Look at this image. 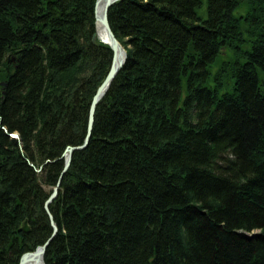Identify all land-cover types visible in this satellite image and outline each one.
<instances>
[{
  "label": "trees",
  "instance_id": "trees-1",
  "mask_svg": "<svg viewBox=\"0 0 264 264\" xmlns=\"http://www.w3.org/2000/svg\"><path fill=\"white\" fill-rule=\"evenodd\" d=\"M94 2L0 0V264L52 233L111 63ZM108 20L126 61L44 264H264V0H119Z\"/></svg>",
  "mask_w": 264,
  "mask_h": 264
},
{
  "label": "water",
  "instance_id": "water-1",
  "mask_svg": "<svg viewBox=\"0 0 264 264\" xmlns=\"http://www.w3.org/2000/svg\"><path fill=\"white\" fill-rule=\"evenodd\" d=\"M116 1L117 0H96L94 3V5H95V8H94L95 33L98 29V26L103 27L105 34H106L107 38L109 39L108 45H109L110 49H112L111 63H110V66L108 68L107 75L100 82L101 84L97 87V90L93 94L94 96L92 97V99L89 103V109H88V115H87L88 120H87V125L85 128L86 132H85V135L83 138L84 141L82 144L77 145V146L67 145L66 148L64 149V154H63L64 167L60 173V177H59L58 182L56 183V186L53 188L51 194L47 197V199L43 205V209H45V211L47 212L48 219L50 220L52 233L43 242V244L37 245L36 248L32 251H25V253H23L22 256L20 257L18 264H25L27 259H29L30 257H37V256H40L41 264H44L45 250H46L50 240L58 233V226H57L55 220H53V215L51 213V210L49 209V204L56 199V196H57V193L59 190V186H58L59 181L62 178L63 174L66 172L67 168L69 167L70 160H71V157H72L74 151H76L77 149H83L88 145V142H89L88 139L91 136L92 125L94 122V112L97 108V104H98L99 100L105 95L106 91L108 90V87L112 83L111 81L115 78V76L119 72V69L124 65V63L126 61V50H125V48H123L119 39L117 37H115V35L111 29V26H109V20H108V15H107L109 8ZM99 4H101L100 11L98 10ZM95 33L92 35L93 40H95V38H94ZM119 49L122 50L123 56L120 59V61L117 63L115 60V57H116ZM14 136L18 137V139H19L18 133H15ZM21 230L24 232L29 230L27 221L24 222Z\"/></svg>",
  "mask_w": 264,
  "mask_h": 264
},
{
  "label": "bare ground",
  "instance_id": "bare-ground-1",
  "mask_svg": "<svg viewBox=\"0 0 264 264\" xmlns=\"http://www.w3.org/2000/svg\"><path fill=\"white\" fill-rule=\"evenodd\" d=\"M96 1V0H95ZM117 1H119V0H117ZM116 1V2H117ZM116 2L112 5V6H114L115 4H116ZM95 3V2H94ZM111 6V7H112ZM99 8H98V10L100 11V9H101V4H99V6H98ZM110 7V8H111ZM94 8H95V5H94ZM109 8V9H110ZM109 11V10H108ZM107 15H108V13H107ZM94 23H95V21H94ZM110 26V25H109ZM112 29V28H111ZM113 31V30H112ZM114 33V32H113ZM115 35V34H114ZM95 39H98L99 41H101L104 45H108V42H109V39L107 38V36H106V34H105V31H104V29H103V27H101V26H98V29H97V31H96V33H95V37H94ZM109 46V45H108ZM110 48V47H109ZM123 53H122V50L121 49H119L118 50V53H117V55H116V57H115V60H116V62L118 63L119 61H120V59L122 58V55ZM112 57V56H111ZM126 57H127V52H126ZM111 60V59H110ZM110 66V65H109ZM109 68V67H108ZM108 71V70H107ZM108 73V72H107ZM107 75V74H106ZM105 78V77H104ZM103 78V79H104ZM101 84V83H100ZM99 84V85H100ZM98 85V86H99ZM111 85V84H110ZM97 86V87H98ZM109 88V87H108ZM97 90V89H96ZM95 90V91H96ZM107 92V91H106ZM95 93V92H94ZM93 93V94H94ZM94 96V95H93ZM92 96V97H93ZM105 96V95H104ZM103 96V97H104ZM102 97V98H103ZM101 98V99H102ZM92 99V98H91ZM100 99V100H101ZM99 100V101H100ZM91 101V100H90ZM90 103V102H89ZM98 105V104H97ZM89 106V105H88ZM98 107V106H97ZM89 109V108H88ZM97 109V108H96ZM95 112H96V110H95ZM95 112H94V116H95ZM87 115H88V112H87ZM87 120H88V117H87ZM94 121H95V117H94ZM86 125H87V121H86ZM93 125H94V122H93ZM93 125H92V131H93ZM85 128H86V126H85ZM11 133H17V132H11ZM10 133V134H11ZM92 133V132H91ZM14 138H16V139H18V137H14ZM84 138V137H83ZM90 138V137H89ZM19 140V139H18ZM89 140V139H88ZM84 141V140H83ZM69 145V144H68ZM67 146V145H66ZM71 146H73V145H71ZM66 148V147H65ZM64 148V149H65ZM63 153L60 155V159H62V163H63V167H64V157H63V154H64V150L62 151ZM72 158V157H71ZM46 161H48V160H46ZM71 161V160H70ZM70 166V165H69ZM63 169V168H62ZM68 169V168H67ZM40 169H37V171H39ZM67 171V170H66ZM59 180V179H58ZM61 180V179H60ZM58 182V181H57ZM59 183H60V181H59ZM58 186H59V184H58ZM45 213L47 214V212L45 211ZM52 213V212H51ZM48 216V215H47ZM51 225V224H50ZM51 231H52V228H51ZM256 232L255 231H253V232H251V234H255ZM45 256V255H44ZM25 264H41V258H40V256H37V257H30L29 259H27L26 260V263Z\"/></svg>",
  "mask_w": 264,
  "mask_h": 264
}]
</instances>
